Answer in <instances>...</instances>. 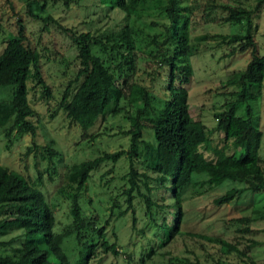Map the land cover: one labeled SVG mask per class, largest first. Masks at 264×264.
I'll return each mask as SVG.
<instances>
[{"label": "rangeland", "instance_id": "374dc122", "mask_svg": "<svg viewBox=\"0 0 264 264\" xmlns=\"http://www.w3.org/2000/svg\"><path fill=\"white\" fill-rule=\"evenodd\" d=\"M24 1L0 0V51L7 35L14 34L16 26L21 25L25 37L23 44L38 53L40 72L49 87L50 98L45 99L36 85L26 82L27 102L34 112V116L27 119L34 125V135L16 134L14 130L6 133L11 118L1 125L0 165L21 175L41 194L52 212V232L60 233L71 225L67 188L63 192L58 191L64 187L67 166L91 159L101 151L126 150L128 144L127 135L124 134L128 124L122 118L121 109L115 115H104L95 129L88 130L89 137L84 140L79 138L77 126L70 125L65 119L59 106L60 99L63 93L66 100L70 99L82 76L72 80L79 69V63L74 46L63 29L75 34L89 32L91 36L103 39L115 37L122 31L128 33L134 54V69L126 81L145 86L152 96L151 109L142 120L144 128L141 137L147 142L151 141L149 126L154 117H160L154 122L172 129L182 121L177 107L166 103L167 68L159 64L161 57L158 55L163 49L171 51L175 45L164 42L168 22L162 9L163 0H139L136 12L128 16L116 8L106 9L98 0H41L39 5H44L39 15L51 17V20L43 22L26 14ZM255 1L177 0L181 13L187 16L186 42L181 49L184 53L190 52L184 58L191 70L187 83V115L193 120H200L207 129L213 126V112L233 99L229 95L233 86L227 85L226 80L231 73L244 67L250 54L237 49L230 52V47H237L235 43L219 44L217 38L210 37L242 35L246 29V20L225 22L224 10H206L205 5L213 2L223 7L252 10ZM249 22L256 53L264 54V5L250 14ZM201 35L206 38L200 40ZM9 93L8 87H0V101H7ZM248 104L253 112L252 121L260 131L257 153L260 164L264 166L263 89L259 99L248 101ZM243 106L235 111L236 115H243ZM208 138V143L202 148L206 157L211 158L212 150L218 148L224 153L222 155L232 152L231 139L223 142L221 134L214 132H208ZM45 145L58 155L48 160L41 150ZM159 159L164 168L168 161L166 156L160 152ZM136 167L139 171L143 168L142 165ZM98 168L89 172L78 203L82 217H95V227L103 226L104 239L114 243L116 254L101 252L99 240L86 229L81 232H84V236L78 242L73 234L61 240L60 247L68 264H75L81 242L87 236H91L90 243L93 245L87 264H264V217L250 223L235 221L252 216L251 211L254 210L264 215V191L253 193L246 190L230 202L214 206L211 203L213 198L237 184L225 181L219 188L203 189L200 195H196L193 191L195 188H191L188 196L180 201L178 233L158 246L154 233L159 231L142 216L139 199L134 198L132 201L135 217L132 228L129 212L118 216L125 207L122 190L127 184L121 178L127 171L125 159L114 164L104 163ZM152 193L157 201L162 195L161 189L153 190ZM163 200L169 203L165 198ZM172 209L166 206L156 210L155 224L162 220L170 224ZM0 218H11L9 211L0 213ZM202 237L224 239L233 244L238 252L226 253L218 244ZM22 241L23 230L9 228L0 235V255L16 256Z\"/></svg>", "mask_w": 264, "mask_h": 264}, {"label": "trees", "instance_id": "16d2710c", "mask_svg": "<svg viewBox=\"0 0 264 264\" xmlns=\"http://www.w3.org/2000/svg\"><path fill=\"white\" fill-rule=\"evenodd\" d=\"M40 1L25 0L26 14L42 22L51 20L49 15H39L44 5H39ZM138 1L98 0L106 9L116 8L125 16L136 12ZM162 4L168 22L164 42L174 44L175 47L171 51L167 52V49H163L158 53L161 57L159 64L167 68L166 103L171 107H177L182 115V121L172 129L154 122L160 118L154 117L149 126L151 141L143 140L142 120L151 109L152 96L145 86L126 81L134 69V54L128 33L122 31L115 37L103 39L95 38L89 32L75 34L63 29L74 46L79 63V69L72 80L82 76L70 99L66 100L64 93L60 99L59 106L65 119L70 125L77 126L79 138L84 140L89 137L88 130L95 129L104 115H115L121 109L122 118L128 124V129L124 131L127 135V148L112 152L101 151L91 159L67 166L64 187H60L58 191L63 192L67 188L66 198L69 203L71 225L60 233L52 232V212L41 194L21 175L0 165V213L4 210L9 211L11 217L0 218V235L12 227L23 230V241L17 255L14 257L0 255V264H68L60 247L61 240L73 234V238L78 242L83 238L86 229L94 233L99 240L101 252L116 254L114 243L104 239L103 226L95 227V217H82L78 203L89 172L100 168L104 163L114 164L125 159L127 171L121 177L127 184L122 190L125 207L118 216L129 212L130 228H132L135 222L132 201L134 198L139 199L142 216L153 224L156 231H159L157 234L154 233L158 246H162L178 233L181 218L180 201L188 196V190L191 191V188H195L193 191L196 195H200L203 189L219 188L225 181L237 184L213 198L211 203L214 206L226 204L246 190L253 193L264 191V166L260 164L261 160L257 153L260 131L252 121L253 112L248 104V101L259 99L262 89L264 102V88H262L264 54L256 53L255 42L249 32V16L264 5V0H256L252 10L223 7L213 2L205 5L206 10L215 8L224 10L225 22L246 20V29L242 35L210 37L217 38L219 44L235 43L237 47H230V52L237 49V51H248L250 54L244 67L231 73L226 80L227 85L233 86V90L229 92L233 99L213 112V126L210 129H207L200 120H193L187 115V83L191 77V70L184 58L186 53L190 54V52L184 53L181 50L186 42L187 16L181 13L177 0H163ZM205 38V35L199 37L200 40ZM24 39L22 27L17 25L15 33L7 35L0 51V87L10 89L9 99L0 101V126L11 118L6 133L14 130L16 134L27 133L33 136L34 125L27 118L33 117L34 112L27 102L26 82L36 85L40 95L45 99L50 98V92L40 72L38 53L25 46ZM242 104H244L243 115H236L235 111L242 107ZM208 132L221 134L223 142L231 139L232 152L222 155L224 153L218 148L212 150L211 158L206 157L202 153V148L209 141ZM41 150L48 160L58 155L46 145L41 147ZM160 152L168 160L165 169L161 167ZM139 165L143 166L140 171L136 167ZM157 189L162 191L158 201L153 198L152 193ZM164 198L169 203H166ZM166 206L173 208L171 223L166 224L162 220L155 224V214L158 213L156 210ZM160 214L163 213L160 211ZM251 215L235 221L250 223L264 217L255 210L251 211ZM86 238L81 242V250L78 252L75 264H87L92 253L91 236ZM202 238L218 244L226 253L238 252L233 244L219 237ZM239 254L243 253L239 252ZM247 259L252 263L250 258Z\"/></svg>", "mask_w": 264, "mask_h": 264}]
</instances>
